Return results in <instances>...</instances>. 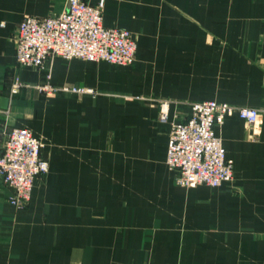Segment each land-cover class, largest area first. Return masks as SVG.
<instances>
[{"label": "crops", "instance_id": "obj_1", "mask_svg": "<svg viewBox=\"0 0 264 264\" xmlns=\"http://www.w3.org/2000/svg\"><path fill=\"white\" fill-rule=\"evenodd\" d=\"M102 2L103 23L136 39L132 64L20 66L19 22L67 0H0V129H30L49 164L21 207L0 180V264H264V0ZM204 100L258 120L234 112L215 127L232 180L180 186L165 162L170 122Z\"/></svg>", "mask_w": 264, "mask_h": 264}, {"label": "built area", "instance_id": "obj_2", "mask_svg": "<svg viewBox=\"0 0 264 264\" xmlns=\"http://www.w3.org/2000/svg\"><path fill=\"white\" fill-rule=\"evenodd\" d=\"M16 63L39 67L50 57L132 64L137 42L130 30L103 23V2L67 0L66 8L53 16L26 15L13 36ZM43 89H52L50 87ZM80 92L78 87H63ZM169 102L160 103L158 120L167 122ZM187 118L173 120L167 140L165 162L174 173L176 184L216 187L233 178V162L226 157L215 127L234 112L250 124L258 120V111L227 102L204 100L191 102ZM0 180L11 191L8 201L24 206L30 199L35 178L48 171L41 156L42 140L25 127L0 129Z\"/></svg>", "mask_w": 264, "mask_h": 264}, {"label": "rangeland", "instance_id": "obj_3", "mask_svg": "<svg viewBox=\"0 0 264 264\" xmlns=\"http://www.w3.org/2000/svg\"><path fill=\"white\" fill-rule=\"evenodd\" d=\"M1 142V141H0Z\"/></svg>", "mask_w": 264, "mask_h": 264}]
</instances>
